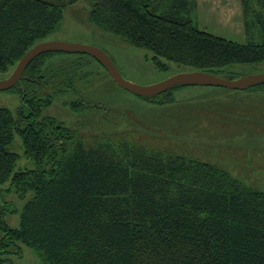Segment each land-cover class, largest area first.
<instances>
[{
	"label": "trees",
	"instance_id": "16d2710c",
	"mask_svg": "<svg viewBox=\"0 0 264 264\" xmlns=\"http://www.w3.org/2000/svg\"><path fill=\"white\" fill-rule=\"evenodd\" d=\"M65 1L0 0V71H13L59 27ZM242 6L252 33L245 42L200 28L198 0H93L90 20L190 70L228 75L246 63L264 71V0ZM54 52L37 55L11 88L44 83L40 65ZM69 68L55 83L74 89L80 74ZM177 87L146 98L168 102ZM52 101L25 94L17 113L0 108V215L20 213L16 227L0 216L1 261L27 247L45 264H264V191L209 162L107 134L83 137L43 115ZM22 156L29 167H19Z\"/></svg>",
	"mask_w": 264,
	"mask_h": 264
},
{
	"label": "rangeland",
	"instance_id": "374dc122",
	"mask_svg": "<svg viewBox=\"0 0 264 264\" xmlns=\"http://www.w3.org/2000/svg\"><path fill=\"white\" fill-rule=\"evenodd\" d=\"M64 4L59 27L42 41L99 46L111 56L125 78L141 85L157 83L174 73L190 70L189 66L164 57L156 59L148 48L135 47L128 39L96 26L90 20L93 0H66ZM214 8L200 0L195 11L200 28L235 41L248 40L247 35L244 39L235 36L234 21L222 20L217 12H211ZM254 38L262 40L257 35ZM156 62L167 68L157 67ZM71 66L78 68L80 75L74 80L75 88L66 89L55 80L64 72L68 75ZM40 67L46 74L44 83L27 82L26 93L23 86L0 90V108L6 107L17 113L25 94L27 97L52 94L53 101L43 108V115L54 116L83 137L107 134L209 162L264 191V86L242 90L181 86L167 94L170 101L159 102L118 85L90 54L55 51ZM231 71L233 75L242 76L263 69L243 63L232 66ZM11 72L0 71V80ZM73 102L77 103L75 108ZM20 143L21 138L17 135L13 148L18 153L23 152ZM30 165L22 156L19 167ZM21 205L20 201L18 208L21 209ZM19 214L8 211L0 216L16 227L19 226ZM5 254L0 258H5ZM12 261L16 264H45L27 247L22 257L12 254L11 264ZM0 264L9 262L0 260Z\"/></svg>",
	"mask_w": 264,
	"mask_h": 264
},
{
	"label": "water",
	"instance_id": "95a60500",
	"mask_svg": "<svg viewBox=\"0 0 264 264\" xmlns=\"http://www.w3.org/2000/svg\"><path fill=\"white\" fill-rule=\"evenodd\" d=\"M46 51L90 54L105 67L118 85L143 97L159 95L175 86L204 85L242 90L264 84V71L236 76L233 74L221 75L205 70L194 69L174 73L157 83L141 85L125 78L111 56L99 46L51 40L40 41L31 47L18 61L11 74L7 78L0 80V90H6L13 87L21 79L30 62L37 55Z\"/></svg>",
	"mask_w": 264,
	"mask_h": 264
},
{
	"label": "crops",
	"instance_id": "0c3cea01",
	"mask_svg": "<svg viewBox=\"0 0 264 264\" xmlns=\"http://www.w3.org/2000/svg\"><path fill=\"white\" fill-rule=\"evenodd\" d=\"M208 4H211L215 8L211 10V12H217L221 19L226 22H233L236 30L235 36H240L242 39L248 36L250 38V34L248 33L245 27V18L242 6V0H204ZM200 0H198V5ZM199 24V23H198ZM230 39V38H229ZM247 41V40H246Z\"/></svg>",
	"mask_w": 264,
	"mask_h": 264
}]
</instances>
